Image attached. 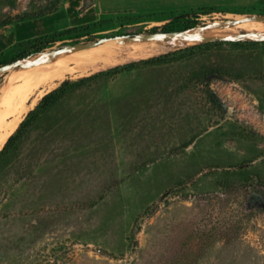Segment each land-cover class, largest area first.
<instances>
[{
    "label": "rangeland",
    "instance_id": "rangeland-1",
    "mask_svg": "<svg viewBox=\"0 0 264 264\" xmlns=\"http://www.w3.org/2000/svg\"><path fill=\"white\" fill-rule=\"evenodd\" d=\"M180 14L197 32L264 0H0V86L71 44L180 35L149 32ZM247 33L32 95L20 123L72 84L0 160V264H264V34Z\"/></svg>",
    "mask_w": 264,
    "mask_h": 264
},
{
    "label": "bare ground",
    "instance_id": "bare-ground-1",
    "mask_svg": "<svg viewBox=\"0 0 264 264\" xmlns=\"http://www.w3.org/2000/svg\"><path fill=\"white\" fill-rule=\"evenodd\" d=\"M227 16L234 22L214 21L197 32L185 31L179 36L169 33L170 38L136 36L112 39L93 47L71 49L37 63L28 61L12 68L0 86V149L36 101L37 97L32 98V95L37 91L43 94L54 88L67 75L95 73L131 60L156 56L208 37L228 39L243 31L264 34V21L244 14ZM169 39L171 43H165Z\"/></svg>",
    "mask_w": 264,
    "mask_h": 264
},
{
    "label": "trees",
    "instance_id": "trees-1",
    "mask_svg": "<svg viewBox=\"0 0 264 264\" xmlns=\"http://www.w3.org/2000/svg\"><path fill=\"white\" fill-rule=\"evenodd\" d=\"M183 19H184V14H180L179 16L175 17L170 22L165 23L163 26L160 27V29L158 27H153L152 29L149 30V32H151V33H157V32H159V33H172V32L184 31V30L191 29L198 24L197 20H195V19H191V20L187 19L185 21H183ZM69 31L70 30L57 33L54 35L53 39L49 40V41L52 42V41L64 40L66 38H69V35H70ZM135 35L136 34H127V36H135ZM103 37H105V36H103ZM49 41L45 40L44 38H39L33 42H29L28 44H26V46H24L26 48V50H24L22 53L21 52L17 53L15 56L12 57V60L23 59L32 53L39 52L40 50H42L45 47L44 46L45 44L49 43ZM36 42L38 44H36ZM20 45H23V44H17V46H20ZM29 47H31L30 50H27V48H29ZM175 52L176 51L169 52V53L162 54V55L155 56V57H151L150 59H147V60L141 59V60H139V62H148V61H152V60H162V59L169 57L172 53H175ZM7 61L8 60H0V65L6 63ZM133 64H134V62L125 64V65H121V66H116V67L109 69L107 71H100L95 75L104 74V73H108V72H112V71L113 72H119L120 70H123L127 67H130ZM70 85H72V84H69V82L67 80H65L56 89L45 94L41 98L38 105L27 114L26 118L19 124L16 131L11 136H9V138L5 142L3 148L0 150V160L2 158H4L6 155H8V153L11 150L18 147L20 145V143H22L26 140V138L28 137V133H29L32 125L34 124V121L37 119V117L42 113V111H44L47 108L54 105L56 103L59 95L61 93L65 92L66 88Z\"/></svg>",
    "mask_w": 264,
    "mask_h": 264
},
{
    "label": "water",
    "instance_id": "water-1",
    "mask_svg": "<svg viewBox=\"0 0 264 264\" xmlns=\"http://www.w3.org/2000/svg\"><path fill=\"white\" fill-rule=\"evenodd\" d=\"M254 19L264 20V16H256V17H254ZM184 31H186V30H184ZM172 33H178V32H172ZM159 34L163 35V34H169V33H159ZM105 39H101L99 41H96L93 44H86V43H75V44H71V45H68V46H66L64 48L58 49L57 51L53 52V54L54 53H59V52L65 51V50L75 49V48H85V47H88V46H94V45L99 44L101 41H103ZM221 39H226V38L208 37V38H204L202 41L203 42H211V41H214V40H221Z\"/></svg>",
    "mask_w": 264,
    "mask_h": 264
},
{
    "label": "crops",
    "instance_id": "crops-1",
    "mask_svg": "<svg viewBox=\"0 0 264 264\" xmlns=\"http://www.w3.org/2000/svg\"><path fill=\"white\" fill-rule=\"evenodd\" d=\"M236 1V0H235ZM229 2H231V4L232 3H234V0H212V4H221V3H223V4H227V3H229ZM230 5V4H229ZM228 5V6H229ZM230 6H233V5H230ZM229 6V7H230Z\"/></svg>",
    "mask_w": 264,
    "mask_h": 264
}]
</instances>
